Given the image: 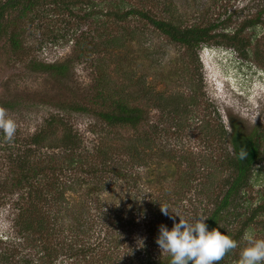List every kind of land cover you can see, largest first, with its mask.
I'll list each match as a JSON object with an SVG mask.
<instances>
[{"label":"rangeland","instance_id":"374dc122","mask_svg":"<svg viewBox=\"0 0 264 264\" xmlns=\"http://www.w3.org/2000/svg\"><path fill=\"white\" fill-rule=\"evenodd\" d=\"M168 3L184 26L225 20L218 31L231 34L264 7V0H38L25 14L9 10L0 40V106L19 130L12 143L0 133V264H159L168 256L156 243L159 227L173 226L161 205L191 222L222 198L232 146L221 126L230 131L232 119L246 132L258 131L263 158L222 224L241 238L246 231L264 238V209L244 227L253 209L264 206V21L240 33L244 50L219 37L191 52L138 15L118 18L131 8L169 18ZM63 62L69 66L64 76L41 68ZM104 72L127 91L143 79L167 101L195 95L196 104L184 115L168 113L141 93L132 104L143 107L142 124L109 126L94 113L103 108L97 80ZM53 117L77 133L74 150L32 144L42 129L52 132L47 144H60L62 127L49 126ZM147 134L151 141L136 143L135 157L126 153ZM26 156L32 167H24ZM35 166L47 174L23 179ZM30 191L41 197L29 199ZM31 199L39 208L32 213L36 229L39 218L48 227L25 232L17 221ZM241 238L226 264H238Z\"/></svg>","mask_w":264,"mask_h":264},{"label":"trees","instance_id":"16d2710c","mask_svg":"<svg viewBox=\"0 0 264 264\" xmlns=\"http://www.w3.org/2000/svg\"><path fill=\"white\" fill-rule=\"evenodd\" d=\"M38 3V0H5L0 2V40L7 33L6 29V16L10 9H18L21 14H25L29 10H32ZM165 10L169 14V18H161L152 14L150 10L131 8L127 11H120L118 18L123 19L129 17L130 15H138L139 17L147 20L152 26H154L161 33L167 35L173 42L184 45L189 51L196 52V49L200 47H205V44H209L213 41H220L219 37L226 38V45L231 47H239L240 49H245L246 40L240 36V33L246 31L248 28L257 26L258 23L263 22L262 16L264 15V7H262L254 16L248 17L243 20V24L240 28L236 29L232 34L229 32L218 31L219 28L224 25L225 20H219V22H212L207 25H190L184 26L182 20L177 16V13L173 9L171 4H166ZM183 23V24H182ZM133 32H137L133 31ZM219 39V40H218ZM109 43H118L120 39L111 38L108 40ZM11 42L14 47L20 46V39L17 36V33H13L11 36ZM204 45V46H203ZM230 49L232 50V48ZM243 49V50H244ZM259 50L254 52L255 59L260 61ZM41 68L52 75L64 76L69 69L68 63H42ZM133 82V79H130ZM97 85L99 89L98 97L101 99L103 108L101 110H94V113L103 119L109 126L112 127H130L137 128L142 124L144 120L145 111L143 107L139 104H132V101L139 99L141 93L144 94V97L148 98L147 100L152 101L154 105L160 108L162 111L170 113V110L177 112L179 115H184L189 112L188 106L196 104L195 95L192 97L191 101L175 102L173 99L167 101V97L163 93H155L151 88L142 81L135 82L137 88L131 92L125 89V86L122 84L115 83L114 80L109 76L107 72H104L98 77ZM113 85V86H112ZM130 87V86H129ZM71 107L75 110L89 111L88 108L81 106L80 104H72ZM231 129L230 131L225 128L224 124L221 126V131L223 135L230 137V143L232 146V151L228 152L224 158V166H226L231 174L227 178V187L224 190V194L219 202L216 203L215 208L208 215L209 218L205 221L208 225L209 230L212 228H220V231L226 232L232 236L237 241H240L241 232H237L235 235L229 232L227 226L222 224L225 222L227 215L232 211L236 210V204L239 199V195L243 190L249 185L250 179L254 173V167L259 163L263 158L261 138L257 130L251 132H246L242 125H239L233 119L230 122ZM55 125L62 127V136L60 138V144H47V141L50 138L52 133L50 130L42 129L40 132L36 133L32 137V144L38 147H63L64 149L74 150L79 145V137L76 132L73 131V128L68 127L66 122L62 118L53 117L49 121V126L56 128ZM50 127V128H51ZM55 133V131L53 132ZM151 141L150 135L145 137L138 136L134 139V143L130 144V147L126 149V153L130 154L131 157H135L134 149L137 147L136 143L144 145V142L147 140ZM244 147L247 150V156L244 159H241L238 155L240 148ZM24 167H32L33 161L31 159L24 158L22 160ZM49 168V167H48ZM45 167L29 168L28 171L32 170V173H24L23 179L28 180L30 178L36 179L40 175H46ZM121 175V170H116L115 175ZM55 183V182H54ZM59 184L56 185V191L58 192ZM62 189V188H61ZM63 194H59L57 197H62ZM26 196L21 195V199H25ZM38 198L41 197L38 191H30L27 196ZM30 201L29 206L23 207L19 216L17 223L21 225L22 230L25 232L36 231L37 229L47 228V222L42 221L41 218L38 219L39 227L36 229L35 222L36 219L32 217V213L39 210L38 207ZM64 200V198H63ZM264 209V206H257L253 209L252 214L247 220L244 221V227H247L255 217L260 214V211ZM77 221L82 225L79 217L76 218ZM78 223V224H79ZM226 223V222H225ZM225 225V226H223ZM83 226V225H82ZM234 252L229 253L219 264H226L229 257L233 255ZM170 257L167 256L159 264H169Z\"/></svg>","mask_w":264,"mask_h":264},{"label":"clouds","instance_id":"9594fccd","mask_svg":"<svg viewBox=\"0 0 264 264\" xmlns=\"http://www.w3.org/2000/svg\"><path fill=\"white\" fill-rule=\"evenodd\" d=\"M226 50L231 49L223 51ZM18 130V122L5 107L0 106V133L3 134V140L14 142ZM238 155L244 159L247 156L246 148L241 147ZM161 212L173 220L170 229L160 225L156 238L161 254L170 257L169 264H219L229 253L240 247L239 241L220 231V228L209 230L205 223L209 216L199 215L190 222L166 205H161ZM177 216L179 222H176ZM241 239L245 246L239 251L238 264H264V238H258L254 231H246Z\"/></svg>","mask_w":264,"mask_h":264}]
</instances>
